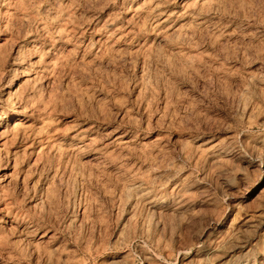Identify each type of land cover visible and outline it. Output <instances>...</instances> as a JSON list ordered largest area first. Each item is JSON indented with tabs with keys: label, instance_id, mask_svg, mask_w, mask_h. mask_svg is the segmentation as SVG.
Instances as JSON below:
<instances>
[{
	"label": "rangeland",
	"instance_id": "obj_1",
	"mask_svg": "<svg viewBox=\"0 0 264 264\" xmlns=\"http://www.w3.org/2000/svg\"><path fill=\"white\" fill-rule=\"evenodd\" d=\"M0 264H264V0H0Z\"/></svg>",
	"mask_w": 264,
	"mask_h": 264
},
{
	"label": "bare ground",
	"instance_id": "obj_2",
	"mask_svg": "<svg viewBox=\"0 0 264 264\" xmlns=\"http://www.w3.org/2000/svg\"><path fill=\"white\" fill-rule=\"evenodd\" d=\"M9 88V87H8Z\"/></svg>",
	"mask_w": 264,
	"mask_h": 264
}]
</instances>
